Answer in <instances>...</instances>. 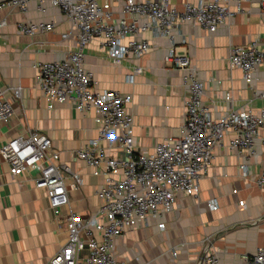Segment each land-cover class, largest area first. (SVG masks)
Masks as SVG:
<instances>
[{
    "label": "crops",
    "instance_id": "obj_1",
    "mask_svg": "<svg viewBox=\"0 0 264 264\" xmlns=\"http://www.w3.org/2000/svg\"><path fill=\"white\" fill-rule=\"evenodd\" d=\"M170 1L181 9L186 1L196 0ZM241 5L242 12L235 13L216 32L189 22L172 28L174 46L187 54L204 82V102L214 117L239 107L255 112L264 108V65L257 68L256 78L248 84L241 70L227 60L232 46L246 45L253 39L264 41V0H246ZM1 19H6V25L0 30V84H19L22 93L9 97L14 113L9 124L0 123V145L13 134L28 135L29 130L51 137L53 148L60 153L59 161L68 163L82 178L78 189L69 190L65 210L89 217L96 211L99 199L94 191L104 177L93 174L92 168L76 158V151L97 136L92 114L75 111L69 104L47 108L32 66L37 61L65 57L74 44L73 36L62 38L69 24L58 8L39 13L33 3L25 14L17 8H2ZM25 20L53 21L55 27L50 32L23 35L16 23ZM140 37L150 42L151 50L139 58L128 55L123 59L110 58L100 48V40L92 39L85 47L84 64L93 71L96 89L132 95L129 109L134 144L151 151L158 141L178 133L188 93L182 83L183 71L163 62L171 47L168 40L154 38L150 32ZM128 73L133 74L131 83L124 79ZM230 136L227 134L223 144L214 149L212 164L199 184V197L177 193L172 211L157 220L148 218L146 224L116 239L117 257L128 264H206L201 262L204 254L214 252L222 263L242 264L245 257L264 246V189L253 181L264 169V125L256 138L255 155L248 160L247 177L238 171L242 157L227 148ZM119 153L115 147L105 150L107 156ZM33 176L32 170L10 175L8 164L0 158V264H49V258L64 245V218L54 217L47 198L35 188ZM211 198L217 201L216 209L207 206ZM240 199L244 206L238 205ZM160 221L165 227L159 230ZM172 251H176L175 256Z\"/></svg>",
    "mask_w": 264,
    "mask_h": 264
},
{
    "label": "built area",
    "instance_id": "obj_2",
    "mask_svg": "<svg viewBox=\"0 0 264 264\" xmlns=\"http://www.w3.org/2000/svg\"><path fill=\"white\" fill-rule=\"evenodd\" d=\"M243 1L246 0L186 1L181 9L170 0L0 3V9L17 8L23 14L32 3L39 13L51 7L60 10L69 24V31L62 33V38L73 36L74 44L62 59L34 62L36 82L47 108L69 104L75 111L91 113L98 132L76 151V158L92 168L93 174L101 173L104 177L103 184L94 191L99 202L89 217L65 210L70 202L69 190L78 189L82 178L68 163L59 161L60 153L53 148L51 137L29 130L28 135L13 134L0 145V158L8 164L10 175L34 171L35 188L47 198L54 217L64 218L66 239L49 258V264H128L116 255V239L146 224L148 218L157 220L172 211L177 193L198 198L199 184L212 164L214 149L223 144L227 134H231L227 148L242 157L238 166L240 175H249L248 160L256 152V138L264 125V108L255 112L239 107L214 117L204 102V82L187 54L174 46L172 33L175 25L187 22L210 33L216 32L235 13L242 12ZM5 25L6 19H1L0 30ZM16 27L20 34L34 36L52 31L55 23L25 20L17 22ZM144 32L168 40L171 47L163 62L183 71L182 83L188 93L178 133L158 141L151 151L140 150L134 144L133 114L129 109L132 95L114 89H96L93 71L84 64L85 47L95 38L110 58L123 59L128 55L139 58L152 48L147 39L140 37ZM227 60L241 70L246 83H252L257 68L264 65V41L253 39L246 45L232 46ZM124 79L133 82V74H125ZM21 93L19 84L11 87L0 84V123L11 122L14 108L9 97H20ZM225 98L229 100L230 95L226 94ZM114 147L119 149V154L105 155L106 149ZM253 181L264 189V169ZM236 192L234 189L233 193ZM238 205L244 206V200L240 199ZM207 206L216 209V199H209ZM157 226L160 230L165 224L160 221ZM255 253L245 257L242 264H264V246H259ZM171 254L175 256L176 251ZM201 262L225 264L214 252L204 254Z\"/></svg>",
    "mask_w": 264,
    "mask_h": 264
}]
</instances>
